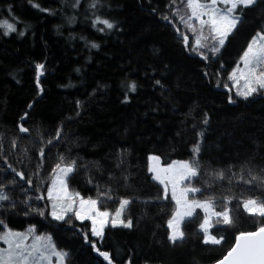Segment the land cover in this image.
Segmentation results:
<instances>
[{"label":"trees","instance_id":"obj_1","mask_svg":"<svg viewBox=\"0 0 264 264\" xmlns=\"http://www.w3.org/2000/svg\"><path fill=\"white\" fill-rule=\"evenodd\" d=\"M182 6V0H0V23L15 27L7 35L0 27V188L9 197L0 201V221L47 236L68 253L65 264H106L92 243L113 264H212L239 233L264 222L241 203L264 199V184L239 180L250 172L264 178V96L236 98L228 80L264 30V0L243 9L223 48L207 59L192 50L194 40L185 45ZM151 155L161 165L195 158L200 175L192 183L202 188L195 197H214L216 211L231 198L234 223L211 230L224 237L221 244L203 242L198 209L199 218L181 225L184 239L168 240L175 205L147 171ZM60 157L76 165L69 193L100 201L110 214L129 200L120 220L130 219L131 227L107 226L95 239L86 221L53 220L46 192ZM220 171L224 179L216 178Z\"/></svg>","mask_w":264,"mask_h":264},{"label":"snow or ice","instance_id":"obj_2","mask_svg":"<svg viewBox=\"0 0 264 264\" xmlns=\"http://www.w3.org/2000/svg\"><path fill=\"white\" fill-rule=\"evenodd\" d=\"M173 3H175V0H173ZM256 3L257 0H186V7L190 10V15L187 18L181 16L180 21L194 33L196 28L192 24V20L198 21L200 25V32L195 36L192 50L197 51L199 48H209L214 54L219 53L225 45L227 37L241 22L243 9ZM219 5H223V7ZM237 9H240V11L238 12ZM173 15H176V13H173ZM203 17H207V19H203ZM97 22L103 23L109 29L113 27V24L107 20H99ZM0 27L6 28V35L11 31H15L14 25L7 21L0 23ZM205 27L208 30L207 35L204 34ZM183 39L187 46L188 37L183 36ZM209 39L212 41L211 45L207 43ZM93 47H96V45H93ZM197 54L202 55L198 51ZM202 58L207 59V56L202 55ZM240 64L243 65L242 68ZM43 68L44 65H37V69L41 74ZM229 79L233 81L234 87L240 84L241 79L244 80L243 89L238 88L236 95L245 99L260 90H264V30L257 32L251 39L240 57L237 68L233 70ZM131 90L135 91V84L131 85ZM230 102L234 101L230 98ZM20 131L27 132L28 129L21 126ZM56 138H59V131ZM199 152L200 145L197 144L193 149L194 157L198 156ZM40 155H44L43 149L40 150ZM149 160L153 162L149 166V171L153 173L152 179L163 186V199H168L170 193L171 200L175 202L172 216L167 222L168 228L171 230L169 240L173 243H176L177 240H183L185 233L181 230V225L186 218H199L196 210L201 209L204 212V216L199 229L203 232V242L205 244H221L224 241V237L212 234L210 228L219 224L232 225L234 223L231 215L232 210L228 206L231 203V198H225L226 202L222 205L221 210L216 211L214 197L208 196L205 199H197L195 197V194L202 192L201 187H196L192 183L193 179L200 175V165L195 158L189 161H172L166 167L160 166V158L157 156H151ZM75 167L74 161L64 165V158L60 157V162L53 169L54 175L51 177V186L47 190L48 199L52 201L50 215L57 221L65 220L68 213H72L81 221L91 220L92 236L102 239L104 227L108 223L110 213L101 211L98 208L100 201L80 197L79 192H75L71 196L67 195V179L73 173ZM13 171L16 170L13 169ZM16 175L20 176L21 179L24 178L21 172H16ZM249 176L250 179L246 180L241 175L239 180L247 184H251L253 181H259L264 184V178L253 175L251 172ZM216 178L224 179L223 171L216 173ZM28 183L31 184V181L29 180ZM77 197H79L78 208L74 207ZM42 198L38 197V199ZM8 199V195L0 188V201ZM129 203V200H122L120 208L115 212V217H120L124 207ZM241 203L245 212L249 215L264 217V199L248 198L242 200ZM33 211H39L40 215H44L42 210L33 209ZM213 217L215 218L214 220ZM119 223L126 228L132 225L130 219L127 222L120 220ZM111 224L112 227H116L117 220L113 218ZM0 226L3 228L0 231V241L7 245V248L0 247V264H50L52 256L57 258L59 264H64L68 253L57 251L51 243L42 247L40 244L41 237H34L30 246L25 243L33 230L30 229L25 233L15 232L8 229L3 221H0ZM85 241L88 242L87 234H85ZM91 246L107 261V264H113L108 252L100 251L95 243H92ZM217 264H264V222L256 230L239 233L235 238L234 246Z\"/></svg>","mask_w":264,"mask_h":264},{"label":"rangeland","instance_id":"obj_3","mask_svg":"<svg viewBox=\"0 0 264 264\" xmlns=\"http://www.w3.org/2000/svg\"><path fill=\"white\" fill-rule=\"evenodd\" d=\"M182 3H183V6H182V8H181V10H180V16H184L185 18H187V16L188 15H190V10L186 7V0H182ZM220 7H223V5H219ZM203 19H207V17H203ZM182 23V22H181ZM183 24V27H184V29H185V36H187L188 37V40L189 39H192V40H194V42H195V36L200 32V25H199V22L198 21H195V20H192V24L195 26V28H196V32L194 33V32H192V31H190L185 25H184V23H182ZM207 33H208V30H207V27H205V29H204V34L205 35H207ZM255 36V35H254ZM253 36V37H254ZM252 37V38H253ZM251 38V39H252ZM251 41V40H250ZM249 41V42H250ZM207 43H209V45H211V43H212V41L209 39V41H207ZM249 44V43H248ZM193 46H194V43H193ZM246 48H247V46H246ZM246 48H245V50H246ZM244 50V51H245ZM199 53H201L203 56H206L207 54H211V53H213V52H211L210 50H209V48H199L198 50H197ZM243 51V52H244ZM243 54V53H242ZM202 55H200L199 54V56L200 57H202ZM242 56V55H241ZM240 56V57H241ZM239 61H240V58H239V60H238V64H239ZM237 64V65H238ZM237 65L231 70V72L229 73V76H228V80H229V86H230V88L232 89V91H233V93H234V95L236 96V98H239V99H245V98H243V97H241V96H238V95H236V92H237V90H238V88L239 89H243V85H244V80L243 79H241L240 80V84L238 85V86H236V87H234L233 86V81L231 80V79H229V77H230V75H231V73L233 72V70L234 69H236L237 68ZM240 67L242 68L243 67V65L242 64H240ZM256 96H258V95H260V96H264V90H260L259 92H257V93H254ZM252 96V95H251ZM250 97V96H249ZM152 156V155H151ZM151 156H148L147 157V171H148V173L150 174V176H151V179H152V175H153V173H151L150 171H149V166H150V164H152L153 162L152 161H150L149 160V157H151ZM160 166L161 167H166L167 165H161L160 164ZM53 175H54V173H53ZM52 175V176H53ZM153 180V179H152ZM155 183H157L160 187H161V189H162V194H163V196H164V191H163V186L161 185V184H159L157 181H155V180H153ZM185 183H187V181H185ZM51 186V181H50V184H49V186H48V188ZM54 195H55V193H54ZM67 195H69V196H71L72 194L71 193H69L68 191H67ZM190 196H191V194H190ZM169 199L171 200V196H170V193H169ZM46 201H48V209L50 210V212H51V203H52V201H50L49 199H48V191L46 192ZM172 201V200H171ZM173 203H174V205H175V202L174 201H172ZM74 207H79V198L77 197L76 198V204H75V206ZM120 208V207H119ZM118 208V209H119ZM117 209V210H118ZM116 210V211H117ZM201 213H202V215L204 216V212L201 210V209H198ZM101 211H104V210H101ZM115 211V212H116ZM115 212L114 213H111L110 215H109V217H108V223L105 225V227H107V226H112V224H111V221H112V219L113 218H115L116 220H117V225L116 226H119L120 225V223H119V221H120V217H115ZM69 215H72L78 222H84V221H86V222H88L89 223V226H90V235L92 236V234H91V229H92V221L91 220H83V221H81V220H78L72 213H68V216ZM50 217H51V215H50ZM52 218V217H51ZM53 219V218H52ZM186 219H188V218H186ZM185 219V220H186ZM54 220V219H53ZM55 221H57V220H55ZM64 221V220H63ZM202 221H203V218H202ZM202 221H201V223H202ZM58 222H62V221H58ZM97 226H99V225H97ZM104 227V228H105ZM166 227H167V230H168V240H169V235H170V232H171V230L168 228V224H166ZM3 229V228H2ZM31 228L30 227H27L24 231H22L21 233H25V232H28L29 230H30ZM32 230V229H31ZM211 230H212V228H210V232H211ZM199 231H200V229H199ZM202 234H203V232L202 231H200ZM34 237H41L42 239H41V241H40V244H41V246L43 247V245H45V244H48V243H51V241H50V239L47 237V236H41V235H37L36 233H34L33 231H32V234L31 235H29V238H28V240L27 241H25V243L27 244V245H31L32 243H33V240H34ZM93 238H95V239H99L100 237H94V236H92ZM204 238V237H203ZM170 241V240H169ZM178 241V240H177ZM171 242V241H170ZM52 244V243H51ZM209 244H211V243H209ZM0 247H2V248H7V245H5V244H3V242L2 241H0ZM94 250V249H93ZM58 251V250H57ZM94 252H96V250H94ZM47 254V253H46ZM50 264H59V261L57 260V258L55 257V256H52L51 257V261H50ZM64 264H65V261H64Z\"/></svg>","mask_w":264,"mask_h":264},{"label":"water","instance_id":"obj_4","mask_svg":"<svg viewBox=\"0 0 264 264\" xmlns=\"http://www.w3.org/2000/svg\"><path fill=\"white\" fill-rule=\"evenodd\" d=\"M40 76L38 75V78H39ZM236 238V237H235ZM234 244H235V239H234V242H233V244H232V246L231 247H233L234 246ZM231 247H230V249H231ZM229 249V250H230ZM228 250V251H229ZM227 251V252H228ZM227 252L220 258V259H218V260H216L215 262H213L212 264H217V262L219 261V260H221L226 254H227ZM100 256V255H99ZM101 257V256H100ZM101 258H103V257H101ZM106 264H107V261H106Z\"/></svg>","mask_w":264,"mask_h":264}]
</instances>
